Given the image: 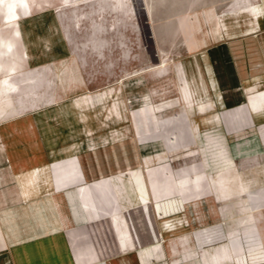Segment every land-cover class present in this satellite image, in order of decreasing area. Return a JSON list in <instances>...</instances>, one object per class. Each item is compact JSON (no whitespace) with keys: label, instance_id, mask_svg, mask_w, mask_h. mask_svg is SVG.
<instances>
[{"label":"rangeland","instance_id":"rangeland-1","mask_svg":"<svg viewBox=\"0 0 264 264\" xmlns=\"http://www.w3.org/2000/svg\"><path fill=\"white\" fill-rule=\"evenodd\" d=\"M261 2L0 0V79L47 78L40 96H29L27 101L28 105L37 101L42 110L57 85L53 106L57 111L52 115L57 112L61 124L75 128V140L107 143L125 132L141 144L144 164L139 170L155 219L135 241L139 247L135 253L146 247L154 258L149 264H213L219 255V264H264V123L252 122L241 113L252 98L264 95V89L250 90L234 106L225 105L223 96H218L219 109L206 107L204 126L185 119L193 106L189 108V100L184 101L179 92L187 82L185 69L192 65L195 87L203 90L205 101L211 98L199 77L206 51H228L238 59V72L247 73L246 85L248 74L258 71L249 67L254 63L248 55L264 53V19L259 29L249 30V18L242 13ZM78 99L85 106H80L82 113L73 114L71 104ZM149 106L155 113L167 111L157 113L155 120L144 112ZM86 125L89 131L83 139L78 129ZM220 172L235 175L238 190L231 200H217L223 187L214 178ZM152 182L169 195L160 194L165 202L181 197L173 184L182 182L192 189L198 182L201 188L182 197L183 204L172 214L159 215ZM115 191L117 200L96 198L97 207L105 202L108 211L100 224H111L112 230L86 234L91 242L115 243L120 226L123 229L119 216L128 219L130 208L141 209L139 202L130 200L127 188ZM117 201L123 207L120 215H116ZM246 207L252 215L246 214ZM75 208L82 210L80 223L97 226L93 212L89 217L91 208L80 203ZM172 224L171 230H164ZM255 249L258 254L253 259L249 251Z\"/></svg>","mask_w":264,"mask_h":264},{"label":"crops","instance_id":"crops-1","mask_svg":"<svg viewBox=\"0 0 264 264\" xmlns=\"http://www.w3.org/2000/svg\"><path fill=\"white\" fill-rule=\"evenodd\" d=\"M242 14L249 18V30L259 29L264 19V0L260 7ZM201 58L205 60L200 63L199 77L206 83L204 89L211 98L204 100L203 90L195 87L197 75L192 65H188L185 69L187 82L179 89L183 100H189V108L193 106L185 114L186 120H198L204 126L206 107L214 106L215 111L219 109L218 96H223L225 105L234 106L239 105L240 99L250 90L257 93L264 89V53L248 55L254 63L249 67L258 71L248 74L246 85L243 80H246L247 73L238 72L239 60L232 59L228 51L221 54L219 51H206ZM46 82L47 78L39 82L29 78L19 82L7 77L0 79V264H149L154 258L150 257L146 247L141 246L135 253L139 249L135 241H139L142 233L146 232L147 223L152 224L155 219L145 176L139 170L144 164L141 144L125 132L107 143L88 141V125L78 129L83 132V139H87L75 140V128L69 129L61 124L57 112L52 115L57 111L55 107L53 109L58 99V92L54 93L57 85L52 89L50 99L44 100L48 104L46 109L38 108L37 101L28 105L29 96H40L39 88ZM66 87L64 84L65 91ZM71 106L75 114L82 113L80 106L85 104L81 105L78 99ZM32 108L38 110L31 111ZM172 108L168 107L169 110ZM165 111L167 109L157 113ZM144 112L157 120L153 107H146ZM241 113L252 122L264 123V95L252 98ZM159 122L156 121V125L160 126ZM214 180L223 187L217 193L218 201L231 200L237 193L238 184L233 172H220ZM199 184L193 183L192 189L182 182L178 186L173 184V189L179 187L181 197L165 202L160 195L165 191L161 192L152 182L159 215L164 212L172 214L175 207L183 204L182 197H187L189 191L200 190ZM122 187L127 188L130 200L139 202L141 209L136 212L130 208L131 218L128 219L124 215L119 216L123 229L120 226L119 240L115 243L105 240L91 242L86 234L92 231L105 234L107 227L112 230L111 224L102 226L100 222L108 216L107 198L112 196L117 200L115 190ZM165 196L169 198V195ZM97 197L105 199L99 207L95 202ZM77 203L95 209H90L88 214L91 219L98 218L93 222H98L97 226L80 223L83 215L81 209L75 208ZM116 207L119 211L116 215H120L122 204L117 201ZM244 210L248 215L253 214L249 207ZM260 210L256 211L261 213ZM172 226L164 230H171ZM160 248L164 249L163 244ZM257 254V249L249 251L253 259ZM220 262L219 255L213 264Z\"/></svg>","mask_w":264,"mask_h":264},{"label":"water","instance_id":"water-1","mask_svg":"<svg viewBox=\"0 0 264 264\" xmlns=\"http://www.w3.org/2000/svg\"><path fill=\"white\" fill-rule=\"evenodd\" d=\"M153 54L155 55V50H153Z\"/></svg>","mask_w":264,"mask_h":264},{"label":"bare ground","instance_id":"bare-ground-1","mask_svg":"<svg viewBox=\"0 0 264 264\" xmlns=\"http://www.w3.org/2000/svg\"><path fill=\"white\" fill-rule=\"evenodd\" d=\"M122 2V1H121Z\"/></svg>","mask_w":264,"mask_h":264}]
</instances>
